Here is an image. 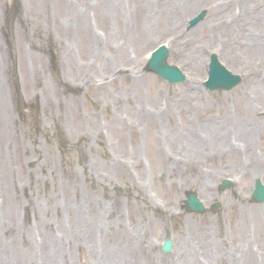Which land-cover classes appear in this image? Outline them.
<instances>
[{"label": "rangeland", "instance_id": "1", "mask_svg": "<svg viewBox=\"0 0 264 264\" xmlns=\"http://www.w3.org/2000/svg\"><path fill=\"white\" fill-rule=\"evenodd\" d=\"M13 1L0 0V264H263L264 205L249 197L264 183V63L244 39L264 0ZM163 44L185 84L145 72ZM212 54L242 77L233 92L202 87ZM18 89L28 109L13 116ZM242 121L255 157L233 135ZM190 191L220 209L187 214Z\"/></svg>", "mask_w": 264, "mask_h": 264}, {"label": "bare ground", "instance_id": "2", "mask_svg": "<svg viewBox=\"0 0 264 264\" xmlns=\"http://www.w3.org/2000/svg\"><path fill=\"white\" fill-rule=\"evenodd\" d=\"M252 29L253 30L251 32H250V30L245 31V34H247V35L245 36L244 40L248 44V53L252 54V55H254V54L258 55L260 62L263 64L264 63V40L261 41V40H256V39H257L258 32H260V31L264 32V26L258 27V28H252ZM248 33H251V34H248ZM95 44L96 43H95V40H94L93 48L95 47ZM189 53L190 54H195V55H198V56L201 55L200 53H198L195 50H190V51H188V54ZM261 101H263V103H264V98L261 99ZM256 103H257V101L253 102L251 99H249L248 96H246V99L244 101V110H245L244 113H247L248 116H252L253 113H256L257 109H258V106L256 105ZM145 118H149V117L147 116ZM229 122L231 124H234V122H231V121H229ZM235 125H236V127L232 130L233 135H235V137L237 138V141H239L240 143H243V145H244L243 148H244L245 154L247 156L248 155H252V156L255 157L256 154L253 152V146H254L255 134L257 132L256 127H254L253 125L249 126L247 124H244L243 121L240 122V123H237ZM210 127H212V126H210ZM215 131L217 132L218 130H215ZM228 134L229 133L224 134L223 138L232 137L231 135H228ZM224 142H226V141H224ZM200 143H201V141H195L194 138L193 139H188L187 142H186V146L187 147L189 146L190 150H193L195 148L196 150L199 151L200 148H201L200 146L203 145V144H200ZM225 144H227V143H225ZM161 148H162V146H160V148H159L160 151L162 150ZM155 154H156V152H155ZM256 169L257 168H254V172H253L254 176H258L257 175L258 171ZM259 229H262V227L260 226ZM249 254H250L249 251L246 252V254H244V261L245 262L252 260L251 259L252 257L249 256ZM258 259H260V261H264V256L260 255Z\"/></svg>", "mask_w": 264, "mask_h": 264}, {"label": "water", "instance_id": "3", "mask_svg": "<svg viewBox=\"0 0 264 264\" xmlns=\"http://www.w3.org/2000/svg\"><path fill=\"white\" fill-rule=\"evenodd\" d=\"M230 86H228L229 88ZM257 190L255 192V196H256V199L259 200V201H262L264 200V188H262L260 186V183L257 185ZM191 203L193 204L192 206L196 209H199V210H202V207L201 206H197V201H195L194 199H191ZM197 206V207H196ZM170 245L168 246L167 245V248H169ZM167 250V249H166Z\"/></svg>", "mask_w": 264, "mask_h": 264}]
</instances>
